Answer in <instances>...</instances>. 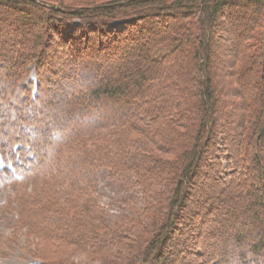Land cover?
<instances>
[{"label": "trees", "instance_id": "trees-1", "mask_svg": "<svg viewBox=\"0 0 264 264\" xmlns=\"http://www.w3.org/2000/svg\"><path fill=\"white\" fill-rule=\"evenodd\" d=\"M104 166L144 201L114 222L58 196ZM31 175L13 210L107 264H264V0H0V185Z\"/></svg>", "mask_w": 264, "mask_h": 264}, {"label": "rangeland", "instance_id": "rangeland-1", "mask_svg": "<svg viewBox=\"0 0 264 264\" xmlns=\"http://www.w3.org/2000/svg\"><path fill=\"white\" fill-rule=\"evenodd\" d=\"M110 2H113V0H110ZM232 20H235V18L232 17L227 21L229 23V21L231 22ZM114 27L121 28L122 25L121 23H116ZM219 44H222L221 46L228 45L223 38L221 42L219 41ZM31 78L36 80L35 72H33ZM68 91L69 89L67 92ZM51 94L52 93H50V95ZM51 112L52 116L50 118L48 116V118L50 122L56 124L58 110L53 109ZM29 116H31L30 113L25 112L22 114L21 118L25 121L26 118L29 119ZM37 124L38 126H43L40 121H37ZM12 127L14 128V126ZM118 129L119 125L111 120L104 122L100 127H92V129L88 127L85 130L87 132V137L83 146L75 143L64 147V150L72 151V153L70 152L68 154L69 159L73 162H79L80 159L84 157V152L89 150L87 147L89 144L93 143L95 140L103 141L107 137L110 138L114 136V133H116ZM117 137L118 135L115 136V138ZM60 141L62 142L63 138H58L56 143ZM59 146H56L57 151L59 150ZM100 146L107 150V147L109 148V143H105V145L101 144ZM129 146L130 144L126 147L127 152H130L131 148ZM62 156H65V153L57 152V158H61ZM121 177L125 179V182L121 181ZM72 180L59 187L64 190L62 193L58 194L60 201H65L66 198L64 197H67L71 191H80L76 193L77 195L85 193L83 198L86 201H90L89 207L93 208L91 212L97 213L99 216L102 215L110 222L120 220L128 215V205H131L133 202L136 203V209H141L143 207L144 201L141 199L140 190L138 187H135L134 184H131L133 186L130 187L131 185H129V181H127L129 180V176L112 173L106 166H104V168H98V173L94 176L93 183L87 184L82 181L78 182ZM38 184L37 178L31 175L26 177L17 176L14 181L0 185V264H34L37 261H41V258L44 260L48 258L57 261L63 260L68 264H107V262H105L107 259H101V257H104V255L101 256V252L92 253L97 250L93 249L89 244L88 246L82 243L81 246L79 244L77 246L70 244L72 241V233L69 228L63 231L66 237L64 233H57L56 238L62 235V240L47 239V227H45L44 224L50 222V220L47 217L44 203H41L40 207H37L38 210L36 212L34 210L33 214L27 212L24 208L13 210L18 204V200L27 202L25 193L29 194ZM42 190L43 189H40V191ZM82 190L84 193H81ZM39 198L40 196L38 200ZM17 211H21L22 213L21 221L16 217ZM85 220L82 214L78 222L81 225L84 224ZM30 225H34L38 231L34 230V227L30 228Z\"/></svg>", "mask_w": 264, "mask_h": 264}]
</instances>
